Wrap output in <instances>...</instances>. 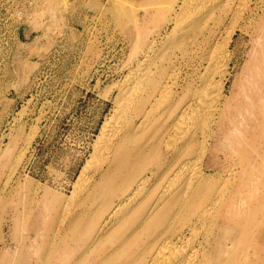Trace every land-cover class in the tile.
<instances>
[{"label": "rangeland", "instance_id": "obj_1", "mask_svg": "<svg viewBox=\"0 0 264 264\" xmlns=\"http://www.w3.org/2000/svg\"><path fill=\"white\" fill-rule=\"evenodd\" d=\"M172 1L0 0V264H168L167 253L181 249L192 256L187 264H264V0L228 8L232 59L210 129L193 140L163 130L152 145L146 133L170 105L155 95L137 132L141 162L112 167L100 147L106 120L139 117L117 98L148 47L181 55L171 50L183 37ZM192 46L179 63L176 96L195 91L204 69L190 59L201 52ZM88 159L86 181L74 187ZM195 168L209 181L207 195L193 201L194 188L185 192L180 180ZM148 176L155 195L172 184L164 202L141 226L138 219L125 227L120 213L101 227ZM168 201L170 216L158 219Z\"/></svg>", "mask_w": 264, "mask_h": 264}, {"label": "bare ground", "instance_id": "obj_2", "mask_svg": "<svg viewBox=\"0 0 264 264\" xmlns=\"http://www.w3.org/2000/svg\"><path fill=\"white\" fill-rule=\"evenodd\" d=\"M233 3V0H173L171 2L169 11L176 16L175 23L180 18L181 27L183 30V37L179 43L176 44V46L173 45L174 48L172 47L171 50L179 49L181 55L176 56L173 51H167L166 49L168 48L166 47V43H164L166 49H161L163 46L158 47L159 49L157 47L155 48L153 46H149L144 54L145 56L143 60L138 62L137 66H135L130 71L129 76L123 82V85L121 86L120 98L117 99L118 101L125 99L124 102H127L128 105L134 104L133 106L136 108V116L139 117L136 120L133 118L128 119L127 121L126 119L121 120L120 118V121H118V123L120 122L119 124L117 122L114 123L112 120L111 122L106 120L101 126L100 130L103 140L102 144H100V147L101 149L103 147L106 150L105 153H102H108V156H105L108 161L112 163V167L118 165L121 162H141L142 154L139 151V145L141 141H144L145 139H143V136L138 135L137 132L147 124L150 113L154 108V104L159 100L158 97L154 98L150 104L149 100L152 96L158 95L160 98H162L161 96L165 95L166 104H170L166 115L158 120V125L149 133H146V137L151 140L150 142L152 145H158L162 138L163 130L169 131L170 136L173 134H178L180 131H182L181 134L183 138L188 135L189 140H193L199 135V133L202 134V129H204V127H209L210 129V124L212 122L214 123L215 115L218 114V107L223 104V99L225 96L224 88L229 73L228 68L232 59L229 46L234 34L232 29H228L232 27H229V25L228 27L225 26V21L228 17V8H231ZM243 6L246 7L247 5ZM243 6H239V9L241 8L240 10L242 11L244 10L242 9ZM214 10H219L216 17L212 16V12H214ZM232 13L234 14V12H231L230 16L233 15ZM234 16L231 18L234 19ZM230 24L232 26L234 23ZM224 26L225 28H223ZM161 44H163V41ZM194 44L199 46V48L198 46H196V48H198L201 52L196 56L194 55L190 59L197 57L199 66L203 65L204 69H202L200 72L198 71V81H194L192 79L195 91L186 95L183 90L182 96H176L174 86L176 85V80L179 73V63H181L183 60H186V55L188 54L187 52L191 50L190 48L193 47L192 45ZM193 50L194 49L191 51ZM174 57L176 58L175 60H173ZM204 61H206V64L208 65L203 64L205 63ZM212 66H214V70L211 72L212 69L210 68H212ZM206 69L207 71L210 69L208 72H211V74H207L205 76V73L207 72ZM131 79L135 80L136 82L131 83L129 81ZM128 105L127 107H129ZM130 108H133L132 105ZM119 116H123L122 113ZM203 140L199 147V153L201 154L203 153L205 147ZM133 145H135V148L132 147ZM90 166L91 160L88 159L82 165L77 179L73 182L74 187L79 184L81 180L86 181L85 174ZM197 168L193 169L189 174H185L183 179L181 178L180 180V184L186 180L184 184L185 192L188 189L190 190V188H194V191L191 195L193 201L199 200L201 197H205L207 195L205 185L209 181L206 178L204 179L206 183L204 181L201 182L198 180L200 171ZM150 174L151 176L154 174V171L151 169ZM149 177L150 176L143 179L140 187L133 190L123 203L115 207L113 212L104 219L101 227L105 226L107 223H110L112 219L120 213H122V215L119 216V218L127 215L126 223L124 225L125 227L132 225V223L134 221L136 222L138 219H140V221H138V226H141L143 221L146 220V215L148 213H152L164 202L165 197L169 194L172 187V184L170 183L163 189V191L155 195V182L150 181L149 185L146 184ZM172 204V201H168L165 205V209L157 213V218H168L172 212ZM183 204L184 201H181L180 205ZM167 222L168 223L166 227L169 226V220H167ZM162 230L160 232L163 234ZM132 233L133 232H129L127 235H125V238L131 239ZM183 238L185 237L179 236L178 240L182 242ZM190 246L191 245L189 244V247ZM158 247H160V245ZM167 247L168 246H166V248ZM175 247H177L175 249H178L177 245ZM185 247L187 246H183V249ZM172 250L170 249V251ZM174 251L175 250H173V252ZM193 251L197 250L195 249ZM178 252L180 253L177 254ZM182 252V249L177 251V253L174 252L176 255L173 254V256H171L172 254H168V252L166 256L164 254L165 259L162 256L163 254L161 252L160 253L162 258L167 260L168 264H187V256L185 252ZM192 253L188 256H191ZM168 255L171 257H167ZM194 255L195 254L193 253V256ZM156 257L158 256H156L154 253L151 259L154 261L156 260ZM162 258L160 257V261ZM167 258H169V261ZM188 258L190 260L192 256L191 258L187 257V259ZM195 260L193 259V261ZM159 263L160 262L156 260L154 264Z\"/></svg>", "mask_w": 264, "mask_h": 264}]
</instances>
